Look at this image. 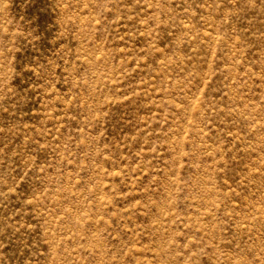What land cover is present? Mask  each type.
I'll return each instance as SVG.
<instances>
[{
	"label": "rangeland",
	"instance_id": "374dc122",
	"mask_svg": "<svg viewBox=\"0 0 264 264\" xmlns=\"http://www.w3.org/2000/svg\"><path fill=\"white\" fill-rule=\"evenodd\" d=\"M0 264H264V0H0Z\"/></svg>",
	"mask_w": 264,
	"mask_h": 264
}]
</instances>
